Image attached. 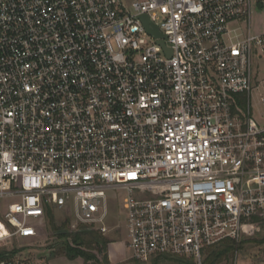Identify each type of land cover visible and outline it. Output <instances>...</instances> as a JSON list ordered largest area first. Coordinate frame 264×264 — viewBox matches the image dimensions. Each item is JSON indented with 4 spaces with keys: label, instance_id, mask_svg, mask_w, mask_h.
Instances as JSON below:
<instances>
[{
    "label": "built area",
    "instance_id": "obj_1",
    "mask_svg": "<svg viewBox=\"0 0 264 264\" xmlns=\"http://www.w3.org/2000/svg\"><path fill=\"white\" fill-rule=\"evenodd\" d=\"M251 18L252 0H0V264H44L18 243L49 211L107 234L110 190L129 193L132 260L203 264L204 248L256 237Z\"/></svg>",
    "mask_w": 264,
    "mask_h": 264
},
{
    "label": "rangeland",
    "instance_id": "obj_2",
    "mask_svg": "<svg viewBox=\"0 0 264 264\" xmlns=\"http://www.w3.org/2000/svg\"><path fill=\"white\" fill-rule=\"evenodd\" d=\"M136 0H128L129 4H132ZM254 14V18H255ZM241 30L238 32L241 38L245 36L246 25H241ZM236 28L235 25H231L230 29ZM258 71V84L256 89V83L251 93L250 108L251 117L260 125L264 126V60L257 59L254 62V71ZM248 102L241 105L243 111H247ZM108 199L106 203L107 218L106 225L109 228L107 234H102L110 243L107 247L108 258L111 257L114 264H182L174 261L170 258L178 257H152L148 262H140L132 260V251L128 247V235H127V210L124 207L125 200L129 193L125 190H110L108 191ZM103 212V209H101ZM70 212L55 210L52 211L54 216V225L47 220L42 226L39 227V235L36 238L20 240L18 248L21 249L19 253L20 258H30L32 261L43 262L44 264H85L83 258H77L75 260L70 259L62 248L64 241L58 240L56 237L55 228L61 229L67 226V231L74 232L72 225L76 224L75 218L69 215ZM100 233V232H99ZM263 232H260L256 237L261 238ZM247 237L243 238L240 244L239 250L235 255L227 261L220 264H264V245H257L255 243H248ZM212 249H217V246ZM94 254L103 261L104 253L95 251ZM203 261L206 262L208 257V249L204 248L202 251ZM168 257V256H166ZM187 264H195L193 258H184ZM110 263V262H109ZM111 262V264H113ZM91 264V263H90Z\"/></svg>",
    "mask_w": 264,
    "mask_h": 264
},
{
    "label": "trees",
    "instance_id": "obj_3",
    "mask_svg": "<svg viewBox=\"0 0 264 264\" xmlns=\"http://www.w3.org/2000/svg\"><path fill=\"white\" fill-rule=\"evenodd\" d=\"M47 217L50 223L54 225V216L51 211L48 212ZM259 223L261 225L263 236L261 238L253 237L246 241L261 246L264 245V222L259 221ZM54 228L58 240L64 241L62 248H64L65 253L70 259L75 260L77 258H83L85 264H110L107 254V247L110 242L98 231L87 226H80L74 232L67 231V226H64V228L61 229H58L55 226ZM241 243L242 241L240 244ZM240 244L228 241L225 244L217 246V249H212L213 247L206 248L208 249V257L206 262L203 261V264H220L229 260L239 250ZM95 251L104 253L103 261L94 254ZM164 258L169 259V257L165 256ZM170 259L182 264H187V261L181 257Z\"/></svg>",
    "mask_w": 264,
    "mask_h": 264
},
{
    "label": "crops",
    "instance_id": "obj_4",
    "mask_svg": "<svg viewBox=\"0 0 264 264\" xmlns=\"http://www.w3.org/2000/svg\"><path fill=\"white\" fill-rule=\"evenodd\" d=\"M255 14V18H254ZM264 32V0H252V18H251V33L252 34H261ZM264 60V56H258L255 58L254 62L257 60ZM256 85V89H258V71H255L254 84ZM264 99V98H263ZM264 101V100H263ZM34 262H39L36 259H33ZM109 262L113 263L111 257L109 256ZM114 264V263H113Z\"/></svg>",
    "mask_w": 264,
    "mask_h": 264
},
{
    "label": "water",
    "instance_id": "obj_5",
    "mask_svg": "<svg viewBox=\"0 0 264 264\" xmlns=\"http://www.w3.org/2000/svg\"><path fill=\"white\" fill-rule=\"evenodd\" d=\"M142 19H143L146 27L148 28L149 32H151L152 34H154L157 37H162V35L160 34V32H159L157 27H154L153 29L149 28L150 27V21H149V18L147 16H143ZM160 44L164 46L163 42H161ZM166 51L168 53H171V51H169V50H166Z\"/></svg>",
    "mask_w": 264,
    "mask_h": 264
}]
</instances>
